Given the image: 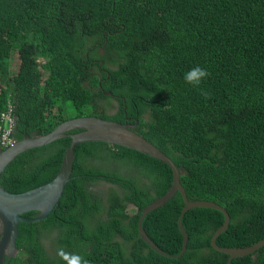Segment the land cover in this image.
<instances>
[{
    "label": "trees",
    "instance_id": "16d2710c",
    "mask_svg": "<svg viewBox=\"0 0 264 264\" xmlns=\"http://www.w3.org/2000/svg\"><path fill=\"white\" fill-rule=\"evenodd\" d=\"M194 66L210 73L199 88L184 80ZM8 103L14 138L51 130L69 110L136 119L133 129L178 166L188 199L227 210L217 244L264 238V0H0V112ZM69 140L19 152L0 184L19 192L48 181ZM73 151L59 205L18 222V250L4 264H65L58 248L90 264H228L210 244L223 220L211 207L182 213L188 239L178 256L138 236L139 210L170 185L168 164L103 141ZM182 205L175 192L141 222L172 255L181 247ZM229 264H264V245Z\"/></svg>",
    "mask_w": 264,
    "mask_h": 264
},
{
    "label": "water",
    "instance_id": "95a60500",
    "mask_svg": "<svg viewBox=\"0 0 264 264\" xmlns=\"http://www.w3.org/2000/svg\"><path fill=\"white\" fill-rule=\"evenodd\" d=\"M135 123L136 119L131 123L107 119L93 114L78 115L61 120L51 130L42 134H29L24 131L21 138H14L7 146L0 149L1 173L6 164L21 151L44 145L63 136H68L70 139L63 150L59 167L48 181L19 192L8 191L0 184V264H4L8 257L17 253L15 239L19 221H38L59 205V197L66 182L70 179L72 171L75 156L73 147L75 144L85 141H103L108 144H118L157 158L170 166L172 178L169 187L143 206L139 210L137 218L138 236L153 250L167 256H178L184 252L188 235L181 224V216L186 209L196 206L211 207L222 212L223 220L212 233L210 244L215 250L228 255V264L233 257L246 255L264 245V238L245 246L217 244L216 237L228 226L229 214L227 210L212 200L188 199L180 182L178 166L161 149L137 133L133 129ZM175 192H179L183 199V205L176 221L182 238L179 252L172 255L163 251L153 242L146 234L141 222L148 211L163 205ZM29 210H34L33 216H24L23 213Z\"/></svg>",
    "mask_w": 264,
    "mask_h": 264
},
{
    "label": "clouds",
    "instance_id": "9594fccd",
    "mask_svg": "<svg viewBox=\"0 0 264 264\" xmlns=\"http://www.w3.org/2000/svg\"><path fill=\"white\" fill-rule=\"evenodd\" d=\"M209 76L210 73L205 68L194 66L184 74V80L187 84L199 88L201 83ZM205 98H208L206 94ZM56 255L61 261L65 262V264H90V261L84 256L77 253L66 252L63 248H58Z\"/></svg>",
    "mask_w": 264,
    "mask_h": 264
},
{
    "label": "built area",
    "instance_id": "2783aa9c",
    "mask_svg": "<svg viewBox=\"0 0 264 264\" xmlns=\"http://www.w3.org/2000/svg\"><path fill=\"white\" fill-rule=\"evenodd\" d=\"M12 104L8 103L5 110L0 112V149L14 140L12 136L14 118L12 115Z\"/></svg>",
    "mask_w": 264,
    "mask_h": 264
},
{
    "label": "rangeland",
    "instance_id": "374dc122",
    "mask_svg": "<svg viewBox=\"0 0 264 264\" xmlns=\"http://www.w3.org/2000/svg\"><path fill=\"white\" fill-rule=\"evenodd\" d=\"M10 61H11V71L13 73H15V71L17 70V64H18V56H17V51H16V48H13L11 51H10ZM113 110V107L110 108L109 111H112ZM74 110H69L66 114L69 116V117H73L74 115ZM66 115V116H67ZM127 210L129 212H131L132 210H134V207L132 204H128L127 205Z\"/></svg>",
    "mask_w": 264,
    "mask_h": 264
}]
</instances>
